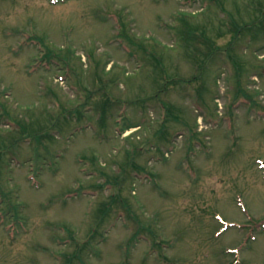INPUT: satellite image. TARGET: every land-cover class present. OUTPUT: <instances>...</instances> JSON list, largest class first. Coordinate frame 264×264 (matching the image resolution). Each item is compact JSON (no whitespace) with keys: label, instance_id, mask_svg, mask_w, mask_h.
I'll use <instances>...</instances> for the list:
<instances>
[{"label":"rangeland","instance_id":"1","mask_svg":"<svg viewBox=\"0 0 264 264\" xmlns=\"http://www.w3.org/2000/svg\"><path fill=\"white\" fill-rule=\"evenodd\" d=\"M80 259L264 264V0H0V264Z\"/></svg>","mask_w":264,"mask_h":264},{"label":"trees","instance_id":"2","mask_svg":"<svg viewBox=\"0 0 264 264\" xmlns=\"http://www.w3.org/2000/svg\"><path fill=\"white\" fill-rule=\"evenodd\" d=\"M102 113H104V115H105V112L103 110H102ZM105 118H106V116L103 117V119H105ZM54 126H55V124H49V125L46 126V138L51 136V131L50 130H52ZM22 131H21V133H24V134H26V133L29 132L26 127H24V131L23 132ZM40 133L41 132H38L37 134L40 135ZM24 137H26V136H24ZM137 169H138L137 170V173H138L140 171V169L139 168H137ZM107 184H111V183H107ZM107 184H105V185H107ZM19 218H17V219L20 220ZM97 225H99V224H97ZM65 231L67 233H69V236L64 238V240H63L64 243L66 245H68V243H73V245L76 244V246H77V250L75 249V251L71 254V256H70L71 258H73L74 256L75 257L77 256V257H80V258L83 257L82 256V253L85 251V248H87L89 250V252L94 253V254L96 253L97 255H99V252L96 249H93V248H96V247H86L87 246V241H81V240H79L74 235L73 231H71L69 228H66ZM140 232L141 231H139L138 233H136L134 235V238H138V234H140ZM95 235H96V230L94 232L90 233V236H95ZM104 239H105V235L103 234V235H101V238L99 236V239L97 241L99 243H101V241H103ZM78 264H86V263H85L84 259H80V261L78 262Z\"/></svg>","mask_w":264,"mask_h":264}]
</instances>
